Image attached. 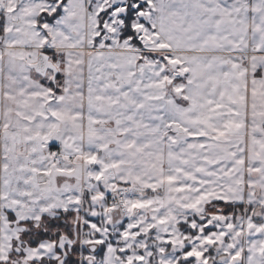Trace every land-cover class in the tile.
<instances>
[{
	"label": "snow or ice",
	"instance_id": "obj_1",
	"mask_svg": "<svg viewBox=\"0 0 264 264\" xmlns=\"http://www.w3.org/2000/svg\"><path fill=\"white\" fill-rule=\"evenodd\" d=\"M0 264H264V0H0Z\"/></svg>",
	"mask_w": 264,
	"mask_h": 264
}]
</instances>
